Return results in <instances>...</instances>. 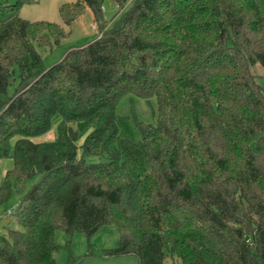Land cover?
<instances>
[{"label": "trees", "instance_id": "trees-1", "mask_svg": "<svg viewBox=\"0 0 264 264\" xmlns=\"http://www.w3.org/2000/svg\"><path fill=\"white\" fill-rule=\"evenodd\" d=\"M39 1L0 0V206L18 192L22 227L0 235V264H56L57 230L90 240L106 225L120 241L104 256L264 264V85L251 71L264 68V0H113L110 22L105 0H77L63 25L20 16ZM86 7L97 39L45 67L35 45L59 44ZM128 96L155 100L154 122L121 114ZM56 117V140L37 142Z\"/></svg>", "mask_w": 264, "mask_h": 264}, {"label": "rangeland", "instance_id": "rangeland-1", "mask_svg": "<svg viewBox=\"0 0 264 264\" xmlns=\"http://www.w3.org/2000/svg\"><path fill=\"white\" fill-rule=\"evenodd\" d=\"M77 0H40L34 5H25L20 11V16L30 21H48L63 25L60 8L64 4L73 3ZM132 1L128 0L124 9L131 6ZM104 18L112 21L118 11V5L113 0L104 2ZM70 32L69 36L63 38L59 44L53 47L40 48L35 45L38 53L43 59L45 67H51L58 63L64 57L65 53L72 47H79L90 43L99 36V28L95 16L89 7H86L84 13L73 22L70 27H66ZM251 71L258 78L259 82L264 85V68L260 64L251 67ZM154 110H156V101L153 100L149 105L144 100L128 96L119 104L118 111L123 115L135 116L143 122H154ZM60 117L53 120L51 130L39 137L37 142L54 141L58 135ZM5 162L4 166H7ZM39 177L29 180L26 184L25 191H28L37 182ZM21 195L14 191L12 197L5 204L0 206V235L7 234L10 229L22 230V227L14 219V214H8L11 210L17 211ZM120 234L115 225H106L99 229L88 240L87 236L82 233H75L73 236L65 234L61 230L55 233V242L60 248L54 253L56 264H67L70 254L81 258L80 264H139L134 256L109 257L103 255L104 249H112L119 245ZM93 245L92 255L88 256V243Z\"/></svg>", "mask_w": 264, "mask_h": 264}, {"label": "built area", "instance_id": "built-area-1", "mask_svg": "<svg viewBox=\"0 0 264 264\" xmlns=\"http://www.w3.org/2000/svg\"><path fill=\"white\" fill-rule=\"evenodd\" d=\"M133 1V0H131ZM118 8L120 9V6L118 5ZM14 213V210H11L8 214H13Z\"/></svg>", "mask_w": 264, "mask_h": 264}, {"label": "crops", "instance_id": "crops-1", "mask_svg": "<svg viewBox=\"0 0 264 264\" xmlns=\"http://www.w3.org/2000/svg\"><path fill=\"white\" fill-rule=\"evenodd\" d=\"M86 10V9H85ZM103 11H105L104 4H103Z\"/></svg>", "mask_w": 264, "mask_h": 264}]
</instances>
